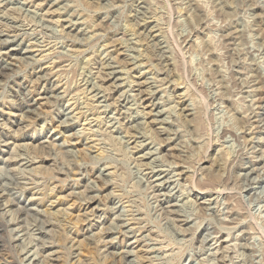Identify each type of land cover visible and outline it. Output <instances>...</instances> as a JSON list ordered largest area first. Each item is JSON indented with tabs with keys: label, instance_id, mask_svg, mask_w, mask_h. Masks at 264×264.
<instances>
[{
	"label": "rangeland",
	"instance_id": "rangeland-1",
	"mask_svg": "<svg viewBox=\"0 0 264 264\" xmlns=\"http://www.w3.org/2000/svg\"><path fill=\"white\" fill-rule=\"evenodd\" d=\"M1 220L0 264H264V0H0Z\"/></svg>",
	"mask_w": 264,
	"mask_h": 264
},
{
	"label": "bare ground",
	"instance_id": "bare-ground-1",
	"mask_svg": "<svg viewBox=\"0 0 264 264\" xmlns=\"http://www.w3.org/2000/svg\"><path fill=\"white\" fill-rule=\"evenodd\" d=\"M203 18V17H202ZM96 26V25H95ZM199 26V25H198ZM158 44V43H157ZM61 64V63H60ZM58 68H60V65L56 66ZM55 67V68H56ZM52 71V70H51ZM6 73V72H5ZM177 87V86H176ZM175 87V88H176ZM179 87V85H178ZM263 90V89H262ZM144 92V91H143ZM82 93V92H81ZM263 99V98H262ZM260 100V99H259ZM87 102V101H86ZM260 102V101H259ZM87 107L91 108V110H95V107H93L92 104H90L89 102L86 103ZM75 107V106H74ZM79 108V107H78ZM78 108L76 110H78ZM90 110V109H89ZM185 110L188 112V108L185 107ZM97 112V110L94 112V114ZM98 113V112H97ZM78 115H82V112H78L77 113ZM86 115V114H85ZM85 115L83 114L82 117H85ZM191 115V114H190ZM192 116V115H191ZM80 117V116H79ZM194 117V115H193ZM194 121L198 119V117H194ZM97 119H100V117H98ZM88 118L85 120L87 121ZM102 122V121H101ZM244 122V121H243ZM262 122V121H261ZM245 126V125H244ZM258 128V127H257ZM257 131V130H256ZM109 136V135H108ZM19 148V147H18ZM35 149V148H34ZM32 153H34L35 157L34 159H39L41 158L40 156V153L37 151V149L35 150H32ZM215 164V163H214ZM109 166V165H108ZM110 167V166H109ZM191 169V168H190ZM189 169V170H190ZM200 183V191L202 192V194H207L208 191H218L219 193H222V191L226 190V182L224 181V179L219 175V174H216V173H213V172H209L206 174V177L205 179H203V181H199ZM196 184V183H195ZM225 187V188H224ZM48 189L49 191L54 194V191H55V188H52L50 189V187L48 186ZM90 199H93V198H90ZM8 202V201H7ZM4 203V202H3ZM12 205V204H11ZM68 213H66L67 215ZM65 216V215H64ZM57 217V216H56ZM68 218H70V216L68 215ZM67 220V219H65ZM70 222H72V220H69ZM235 221V220H234ZM78 222H72L71 224L74 225V227H77L78 226ZM66 225V224H65ZM5 227V224L2 222V220L0 221V229H4ZM65 227V226H64ZM61 236V235H59ZM69 238V237H68ZM6 238L3 236V234L0 233V243L2 244H6ZM99 242V241H98ZM63 244V243H62ZM4 246V245H3ZM129 253V252H128ZM223 258V257H222Z\"/></svg>",
	"mask_w": 264,
	"mask_h": 264
}]
</instances>
